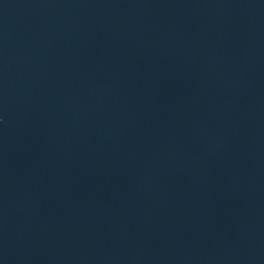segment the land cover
Here are the masks:
<instances>
[{"label": "water", "instance_id": "obj_1", "mask_svg": "<svg viewBox=\"0 0 264 264\" xmlns=\"http://www.w3.org/2000/svg\"><path fill=\"white\" fill-rule=\"evenodd\" d=\"M0 264H264V0H0Z\"/></svg>", "mask_w": 264, "mask_h": 264}]
</instances>
